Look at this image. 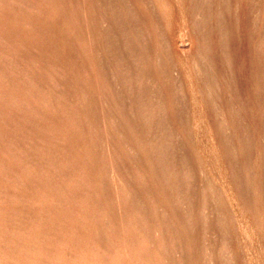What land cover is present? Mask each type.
Here are the masks:
<instances>
[{
  "label": "rangeland",
  "instance_id": "rangeland-1",
  "mask_svg": "<svg viewBox=\"0 0 264 264\" xmlns=\"http://www.w3.org/2000/svg\"><path fill=\"white\" fill-rule=\"evenodd\" d=\"M0 264H264V0H0Z\"/></svg>",
  "mask_w": 264,
  "mask_h": 264
}]
</instances>
